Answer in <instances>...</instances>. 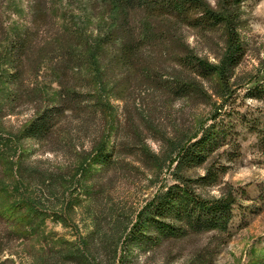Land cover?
Here are the masks:
<instances>
[{"label":"trees","instance_id":"trees-1","mask_svg":"<svg viewBox=\"0 0 264 264\" xmlns=\"http://www.w3.org/2000/svg\"><path fill=\"white\" fill-rule=\"evenodd\" d=\"M6 1L0 0V13ZM246 1L216 0L213 6L206 0H27L30 21L8 49L9 89L0 98V118L32 106L16 137L36 141L64 162L39 169L19 157L15 166L3 165L5 237L46 238L47 218L64 221L77 206L91 222L87 235L79 244L63 240L41 256V264H101L96 251L102 249L106 264H131L135 250L203 235L224 243L237 197L221 180L228 170L221 160L238 158L240 144L216 120L238 88L236 71L246 56L239 32ZM94 20L95 34L89 35L86 24ZM187 30L205 40L215 62L186 43ZM5 35L0 19V40ZM217 35L222 43L214 51L210 44ZM40 70L41 86L29 88L27 78ZM258 82L250 95L264 101ZM181 100L211 102L213 123L177 127L163 138L166 151L157 154L146 135L155 131L160 104ZM165 168L171 182L159 181ZM142 169L156 190L133 210L113 196L114 187ZM20 184L38 189L41 197L19 194ZM218 186L219 196L206 194ZM191 252L183 264H213V252Z\"/></svg>","mask_w":264,"mask_h":264},{"label":"rangeland","instance_id":"rangeland-1","mask_svg":"<svg viewBox=\"0 0 264 264\" xmlns=\"http://www.w3.org/2000/svg\"><path fill=\"white\" fill-rule=\"evenodd\" d=\"M206 1L213 6L216 4V0ZM0 19L6 28V35L0 40L1 98L9 89L4 78L8 69L9 46L30 21L27 0H7L2 6ZM241 19L243 26L239 32L246 46V56L236 71L238 88L231 94L228 104L219 110L221 114L216 120L218 126H224L227 133H234L235 141L240 144L238 158L231 162L221 160L222 164L228 165L221 180L233 187L237 197L230 221L231 236L224 243H220L212 235H203L187 241L166 242L147 252L135 250L131 264H183L194 249L213 252V264H264V101L255 100L250 95L251 86L258 80L259 88L264 91V0H247L241 10ZM95 25L96 20L88 21L87 34H95ZM185 35V41L191 48L201 57L215 62L214 55L206 48L205 40L192 30H187ZM221 43L222 36H215L210 49L218 51ZM26 83L29 88L41 86V70L37 74H31ZM113 103L120 106L115 101ZM162 104L154 121L155 131H149L146 135L147 146L157 154L166 151L167 145L163 138H169L170 133L177 127L187 129L191 126L196 129L199 125L207 127L213 123L211 102L194 105L181 100L163 102L160 105ZM32 115V106L22 105L15 108V114L0 118L1 178L3 165L7 166L8 161H11L10 165L15 166L19 157L26 166H36L39 169L41 164L55 166L64 162L61 156L41 149L36 141L16 137ZM168 173L166 168L163 169L159 181L171 182ZM132 176L135 178L116 183L113 196L127 208L137 210L155 193L156 188L150 184L148 170L135 171ZM220 186L206 190V194L211 197L219 196ZM17 187L19 194L31 192L38 198L41 197L36 188L26 189L21 184ZM74 211L75 214L71 216L64 215V221L55 217L47 218L46 238L41 237V234L19 239L5 237L9 229L5 227L4 221H0V261L8 260L11 264H41V256L44 257L50 250L59 248L63 240L79 244L81 237H85L90 230L91 222L85 208L76 206ZM96 255L101 264H106L103 249L96 251Z\"/></svg>","mask_w":264,"mask_h":264}]
</instances>
